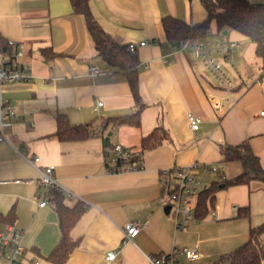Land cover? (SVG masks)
Returning a JSON list of instances; mask_svg holds the SVG:
<instances>
[{
	"label": "crops",
	"instance_id": "obj_1",
	"mask_svg": "<svg viewBox=\"0 0 264 264\" xmlns=\"http://www.w3.org/2000/svg\"><path fill=\"white\" fill-rule=\"evenodd\" d=\"M89 6L116 43L137 44L139 91L147 106L139 128L123 125L108 129L103 137L61 142L53 136L58 113L73 124L97 127L101 119L133 111L129 85L98 56L82 16L72 12L69 0H0V34L22 45L16 61L29 76L1 86L3 99L19 119L5 131L9 144L0 142V212L14 213L12 224L22 234L21 261L52 264L47 256L60 239L56 212L50 204L38 206L39 174L19 155L25 148L40 158L41 166H52L60 185L74 195L65 200L67 205L81 201L87 206L70 232L80 245L65 264H148V257L184 248L197 249L200 258L188 263L179 256L182 264H211L246 241L251 227L264 224V183L254 180L249 186L217 192L210 216L179 233L164 210L162 173L194 161L217 165L222 146L243 141L264 170V119L259 116L264 110V76L246 59L249 43L229 35L230 30H211L213 38L227 42L222 36L229 35L241 40L229 57L218 59L233 83L231 98L219 115L210 97L225 98L229 93L215 91L219 89L202 77L195 60L182 53L174 54L169 64L161 60L162 18L200 23L206 14L199 0H89ZM143 41L147 44L138 46ZM92 67L98 73L92 74ZM97 101L102 106L96 110ZM189 115L200 120L195 131ZM160 124L170 138L142 155L140 170L108 173L106 158L114 145L138 149L141 137ZM224 167L227 179L242 171L238 162ZM198 176L204 185L216 179L203 170ZM245 206L249 218H237V209ZM129 222H136L140 230L126 241L122 231ZM259 239L264 248V231ZM111 251L117 254L109 262L105 255ZM0 264L6 261L0 259Z\"/></svg>",
	"mask_w": 264,
	"mask_h": 264
},
{
	"label": "trees",
	"instance_id": "obj_2",
	"mask_svg": "<svg viewBox=\"0 0 264 264\" xmlns=\"http://www.w3.org/2000/svg\"><path fill=\"white\" fill-rule=\"evenodd\" d=\"M72 12L82 16L86 30L92 39L98 56L111 68L121 72L125 77L133 99V111L129 114L108 116L101 119L97 125L92 123L73 124L63 113L56 115V128L53 136L61 142L83 141L91 136H104L105 133L119 126L140 127V114L147 106L139 91L138 60L135 53H131L128 45H119L112 36L105 31L94 18L89 0H69ZM205 11L206 18L197 24L186 23L185 21L172 16L163 17L161 25L164 32V47L170 49L179 41L189 39L197 41L211 36L214 27L216 31L234 30L246 36L254 43L255 55L264 63V3H250L247 0H199ZM13 44L9 43L0 34V53L10 55ZM169 51V50H168ZM51 57L54 56L52 53ZM264 76V65L262 66ZM170 136L163 125L155 126L148 134L140 139L138 149L133 150V156L127 161L125 171L140 170L142 155L149 150L161 146ZM221 161L219 164L238 162L241 166V173L233 178L227 179L224 173L213 174L215 180L209 188L197 196V203L193 218L203 220L210 216L216 205V193L235 186H249L254 180L264 183V170L260 159L252 152L247 141L237 145H224L220 148ZM139 163V164H138ZM123 162L111 164L106 158V168L113 173ZM132 164L140 166L131 169ZM225 166V165H224ZM162 192L167 196V180L163 177ZM65 197L57 190H50L48 202L57 214L60 239L56 246L47 256L52 264H65L70 255L79 247L80 239H73L70 232L81 215L86 211L87 206L77 201L73 205L65 203ZM250 211L247 206L237 209V218H249ZM14 213L10 210L4 214L0 212V229L5 223H12ZM264 231V224L259 227H251L247 239L235 249L220 255L211 264H262L264 260V248L260 244L259 236Z\"/></svg>",
	"mask_w": 264,
	"mask_h": 264
},
{
	"label": "built area",
	"instance_id": "obj_3",
	"mask_svg": "<svg viewBox=\"0 0 264 264\" xmlns=\"http://www.w3.org/2000/svg\"><path fill=\"white\" fill-rule=\"evenodd\" d=\"M147 41L138 43V46H145ZM137 44L129 43L128 49L131 53H135ZM235 47L234 43H227L223 40L208 37L205 39L191 41L184 39L179 41L175 46L166 49L161 45V60L165 64L172 62V56L176 53H182L190 56L198 63L201 70L202 77L212 81L218 89L225 90L229 93L228 97L218 98L210 97V103L217 114L222 115L224 111V104L230 98V92L233 89V83L230 78L224 73L220 63L219 57H229L231 49ZM169 50V51H168ZM22 54V45H14L11 54L5 55L0 53V142H7L5 131L9 129L14 121L19 119V116L14 113L8 103L1 95V86L3 84L26 81L29 79L27 68L18 63L17 57ZM92 74L98 73L95 67L91 68ZM102 106V102L97 101L95 109ZM259 116L264 119V110L259 112ZM200 120L194 115L188 116V123L190 128L195 131L198 129ZM97 131L100 127L95 128ZM22 159L33 167L39 174L37 181V190L35 197L38 206L43 207L49 204L48 193L50 190H57L67 198H73L74 195L60 185L59 181L54 175V168L52 166H41L40 158L35 155H30L25 148L19 152ZM131 148L116 144L111 149V154L108 155V160L111 164L116 162H123L117 169L119 172H125L124 167L128 165L127 161L133 156ZM141 163V161L139 162ZM138 163V164H139ZM132 164L131 169L140 166ZM224 165L217 164L205 166L198 161H194L186 167H175L171 170H164L162 175L167 180V201L166 207H170L169 215L174 221L175 231H182L187 228L189 221L194 216V211L197 203V196L207 190L209 187L204 185L199 179L201 170L211 174L224 173ZM108 173L113 171L107 170ZM131 171V170H128ZM173 178L174 185L171 184ZM204 185V186H203ZM140 226L136 222L126 223L123 227L124 240L131 241L139 232ZM21 232L18 231L12 223H5L0 229V259L6 261V264H39L37 261L24 263L21 261L23 254V247L21 245ZM117 252L111 251L106 253L107 261L115 259ZM183 257L188 263H196L200 258V253L197 249H180L173 250L168 254L161 253L157 256L148 257V264H182L178 257Z\"/></svg>",
	"mask_w": 264,
	"mask_h": 264
},
{
	"label": "rangeland",
	"instance_id": "obj_4",
	"mask_svg": "<svg viewBox=\"0 0 264 264\" xmlns=\"http://www.w3.org/2000/svg\"><path fill=\"white\" fill-rule=\"evenodd\" d=\"M229 35H234V36H237L238 37V35L240 36V37H243L244 39H246L247 41H248V43H249V46H247V47H245V49H246V54H247V57H246V59L247 60H250L257 68H258V70H259V74H261L262 73V69H261V67L264 65V63H263V61L261 60V59H259V58H257L256 57V55H255V52H254V49H255V46H254V43L253 42H251L246 36H244V35H242L241 33H239V32H237V31H234V30H230L229 31ZM229 35H227V36H222V38H224L226 41H227V43H234L235 44V48H237L240 44H241V40H239V39H236V41L235 40H232L231 39V37L229 36ZM236 43H237V45H236ZM234 48V49H235ZM196 64H198L197 62H196ZM208 87L210 88V89H212V90H214L212 87H210L209 85H208ZM215 91H221L222 93H223V91L222 90H215ZM109 154H111V151H110V153ZM231 163V162H230ZM226 164V163H225ZM225 164H222V165H225ZM239 164V163H238ZM239 166H240V164H239ZM241 167V166H240ZM213 177H215L214 175H213ZM171 184L172 185H174V182H173V178L171 179ZM204 184V183H203ZM204 186V185H203ZM207 187H209V184L207 185ZM169 216H171V215H169ZM171 221H172V223H173V227H174V221H173V218H172V216H171ZM194 218H192L190 221H189V224H188V226L189 227H191L193 224H195L194 222H195V220L196 219H194ZM187 229L188 228H186V229H184V230H182V231H178L179 233H183V232H186L187 231ZM185 264H187V263H185Z\"/></svg>",
	"mask_w": 264,
	"mask_h": 264
},
{
	"label": "water",
	"instance_id": "obj_5",
	"mask_svg": "<svg viewBox=\"0 0 264 264\" xmlns=\"http://www.w3.org/2000/svg\"><path fill=\"white\" fill-rule=\"evenodd\" d=\"M226 33L225 32H223V35H225ZM111 136V133H109L108 135H107V137L105 138V141H107L108 142V140H109V137ZM169 209H170V207H165V212L168 214L169 213Z\"/></svg>",
	"mask_w": 264,
	"mask_h": 264
}]
</instances>
